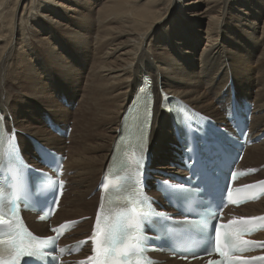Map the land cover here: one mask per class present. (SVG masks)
<instances>
[{"label": "bare ground", "instance_id": "bare-ground-1", "mask_svg": "<svg viewBox=\"0 0 264 264\" xmlns=\"http://www.w3.org/2000/svg\"><path fill=\"white\" fill-rule=\"evenodd\" d=\"M146 78L155 92L151 137L157 148L151 152L158 172L188 176L169 163L176 143L170 118L159 108L165 97H179L208 116L224 117L231 103V92L224 88L232 78L236 98L254 104L252 137L262 136L264 0H0V114L10 132L20 129L68 157V193L54 223L94 215L97 188L122 117ZM77 88L83 93H76ZM28 99L34 101L32 113ZM48 111L57 125L68 121L66 127L73 128L69 138L44 127L40 115ZM90 117L101 130L91 144ZM20 137L24 151L37 162L25 136ZM243 166L262 169L250 181L264 179V139L248 148ZM151 195L159 196L156 191ZM240 214H264V200ZM26 218L42 236L48 235L47 224ZM91 228L92 222L82 221L63 243L88 238Z\"/></svg>", "mask_w": 264, "mask_h": 264}, {"label": "snow or ice", "instance_id": "snow-or-ice-1", "mask_svg": "<svg viewBox=\"0 0 264 264\" xmlns=\"http://www.w3.org/2000/svg\"><path fill=\"white\" fill-rule=\"evenodd\" d=\"M0 135H2V129H0ZM13 140L9 141V145L14 150ZM134 163L137 170L143 167L140 158H136ZM60 183L62 185L63 182ZM162 183L164 189H167L166 182ZM138 185L139 182L133 184L135 191H130L123 196L122 207L104 212L103 204L101 205V212L97 215L92 235L94 255L88 258V264H154L145 256L151 240L146 234V229L155 230L158 222L168 217L151 208L150 199L141 192ZM8 187L13 191L7 199V207H5V192L0 189V264H21L23 258L40 259L45 255L42 251L43 246L46 242L54 244L55 239L48 238V241H45L27 230L17 215L19 209L15 185ZM178 190L183 191L182 188ZM181 223L193 222L185 219ZM248 223L249 221L243 219L220 223L215 228L214 238L211 233L206 237L201 234L204 251L215 252L221 258L212 260L209 264H234L235 258L232 254L248 250L245 246L253 242L242 239L245 234H251L249 229L242 227ZM52 231H58V229ZM182 258H186V255ZM254 259H264V257Z\"/></svg>", "mask_w": 264, "mask_h": 264}, {"label": "rangeland", "instance_id": "rangeland-1", "mask_svg": "<svg viewBox=\"0 0 264 264\" xmlns=\"http://www.w3.org/2000/svg\"><path fill=\"white\" fill-rule=\"evenodd\" d=\"M200 28L201 29H205V26H200ZM203 45H204V43H202V42H200V44H199V48H198V51H197V54L198 55H200L199 53H200V51H199V49L201 48V47H203ZM54 83V81H51V82H47V85H48V87H51L52 86V84ZM76 93H83V90L82 91H80V88H77V90H76ZM21 95V94H20ZM23 95V94H22ZM21 95V96H22ZM54 97H57L56 95H54ZM77 98H78V96H77ZM28 101L29 102H31L30 104H28L27 105V107H29V108H27L31 113L33 112V107H35L33 104H34V101H31L30 99H28ZM215 102H216V100H215ZM62 103V105H65V107L66 108H68L69 107V105L68 104H64L63 102H61ZM214 105V104H213ZM78 108V106L77 105H75V108H74V106H72V107H70V110H76ZM35 113H37L36 111H34ZM49 112V111H48ZM50 113V112H49ZM45 115V114H44ZM46 117V116H45ZM45 117H44V119H45ZM48 117H51L52 119H53V117H54V115H52L51 113H50V116H48ZM44 119H41L42 120V123L44 124V126H45V122H44ZM46 121V120H45ZM68 121L67 120H64V125L67 123ZM97 125H98V122H97V120H96V118L95 117H90V122H89V125H88V128H87V133H88V135H89V139H90V141H88L89 142V144H91V143H94L95 142V136L94 135H96V133H97V131H99L100 129L98 128L97 129ZM46 127V126H45ZM64 127V126H63ZM101 127V126H100ZM101 131V130H100ZM31 135V134H30ZM37 139V138H36ZM155 139H157V138H155ZM40 140V139H39ZM159 140V139H158ZM71 145V144H70ZM66 146H67V144H66ZM69 147V146H68ZM168 158H169V161L171 162V163H176V162H173L172 161V159H170L171 157H169L168 156ZM157 165V164H156Z\"/></svg>", "mask_w": 264, "mask_h": 264}]
</instances>
